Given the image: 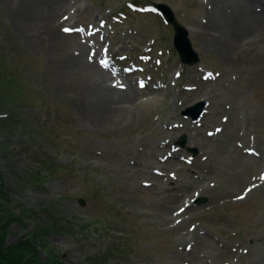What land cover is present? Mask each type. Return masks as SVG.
Listing matches in <instances>:
<instances>
[{"label": "rangeland", "instance_id": "obj_1", "mask_svg": "<svg viewBox=\"0 0 264 264\" xmlns=\"http://www.w3.org/2000/svg\"><path fill=\"white\" fill-rule=\"evenodd\" d=\"M140 1L81 0L28 44L0 0V262L29 241L23 264H259L264 49L226 54L206 37L225 1ZM104 60L135 91L103 128L79 98ZM199 103L200 121L181 115Z\"/></svg>", "mask_w": 264, "mask_h": 264}, {"label": "bare ground", "instance_id": "obj_2", "mask_svg": "<svg viewBox=\"0 0 264 264\" xmlns=\"http://www.w3.org/2000/svg\"><path fill=\"white\" fill-rule=\"evenodd\" d=\"M2 1L20 33L25 35L28 44L33 42L34 33L49 30L69 13L82 12L79 10L81 0ZM220 1H225L229 5V12L221 13L217 10L216 15L219 19L213 15L215 22H211L207 27L206 37L226 54L234 52L239 56H245L260 48L264 49V3L262 0ZM52 36L54 46L60 43V35L53 33ZM105 68L102 65L92 68L91 82L85 85V90L79 98L81 109L85 110L90 118L95 119L97 126L103 128L114 125V122L116 125L121 124V118L124 117L127 105L135 91L129 89L132 85L129 84L128 88V83L122 79L119 83L117 77ZM258 260L259 264H264V253L262 257H258Z\"/></svg>", "mask_w": 264, "mask_h": 264}, {"label": "water", "instance_id": "obj_3", "mask_svg": "<svg viewBox=\"0 0 264 264\" xmlns=\"http://www.w3.org/2000/svg\"><path fill=\"white\" fill-rule=\"evenodd\" d=\"M158 7L161 10H163V13L166 16L167 21L171 23L174 28V32H175L174 45L177 51L179 52L181 61L189 65H193L197 63L198 57L195 54H193L186 33L184 32V29L178 23H176L168 8L164 6H158ZM201 108H202V104H198L197 106L187 109L184 112V114L191 115L193 119H196L200 114ZM0 264L3 263L0 262Z\"/></svg>", "mask_w": 264, "mask_h": 264}, {"label": "trees", "instance_id": "obj_4", "mask_svg": "<svg viewBox=\"0 0 264 264\" xmlns=\"http://www.w3.org/2000/svg\"><path fill=\"white\" fill-rule=\"evenodd\" d=\"M0 235L3 236V234L1 233V230H0ZM27 247L32 248L31 243L29 241H28V243H26L25 247L21 246L20 249L17 250V251H16V249H12L13 250L12 254H10V257H12L11 260L10 261H7V260L5 261V260L1 259L2 263L3 264H23V263H21L22 262L21 259H23L22 256H21V258H15V257L17 256V254L19 255L20 253L22 254V253H24L26 251L29 253V251L26 250V249H28Z\"/></svg>", "mask_w": 264, "mask_h": 264}, {"label": "snow or ice", "instance_id": "obj_5", "mask_svg": "<svg viewBox=\"0 0 264 264\" xmlns=\"http://www.w3.org/2000/svg\"><path fill=\"white\" fill-rule=\"evenodd\" d=\"M63 31L68 32V31H71V29L65 28V29H63ZM101 63L106 65L107 61L104 60V61H101ZM209 75H211V74H209ZM217 131H219V129H217ZM261 179H264V175L261 176ZM238 199H243V197H238ZM180 211H183V209H181Z\"/></svg>", "mask_w": 264, "mask_h": 264}]
</instances>
